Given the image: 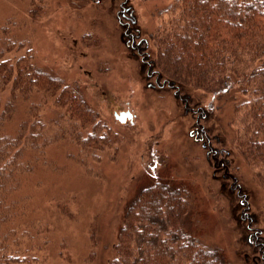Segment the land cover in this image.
<instances>
[{
	"label": "rangeland",
	"instance_id": "374dc122",
	"mask_svg": "<svg viewBox=\"0 0 264 264\" xmlns=\"http://www.w3.org/2000/svg\"><path fill=\"white\" fill-rule=\"evenodd\" d=\"M174 1L0 0V28L18 29L37 67L65 79L54 95L75 81L71 89L91 109L82 121L62 107L59 118L55 104L33 101L38 145L46 146L34 152L35 166L14 195L27 196L20 206L30 231L40 228L35 264H107L126 204L168 176L192 188L206 242L223 246L231 264H258L247 220L264 238V168L237 155L228 137L219 149L213 137L222 139L218 115L223 123L228 108L221 114L211 94L189 86L184 103L149 72L152 38L167 26L164 8ZM21 110L23 121L33 114ZM122 110L132 119H116ZM210 153L224 158L220 166Z\"/></svg>",
	"mask_w": 264,
	"mask_h": 264
},
{
	"label": "trees",
	"instance_id": "16d2710c",
	"mask_svg": "<svg viewBox=\"0 0 264 264\" xmlns=\"http://www.w3.org/2000/svg\"><path fill=\"white\" fill-rule=\"evenodd\" d=\"M164 10L170 18L152 38L149 72L184 103L189 86L211 94L221 114L228 108L223 123L218 115L222 139L213 137L219 149L229 138L237 155L264 168V0H175ZM17 31L0 28V264H35L40 228L30 231L33 221L20 206L27 196L14 195L22 174L35 166L34 152L46 146L38 145L40 104L33 101L43 98L47 109L55 104L57 116L66 107L82 121L91 109L77 88L71 89L78 87L75 81L54 95L65 79L38 68ZM22 108L33 112L26 121ZM200 136L213 140L202 131ZM211 154L220 166L224 158ZM194 202L192 188L175 176L141 186L124 207L107 264H231L225 248L206 242L196 229ZM251 219L250 238L261 252L258 264H264V238Z\"/></svg>",
	"mask_w": 264,
	"mask_h": 264
},
{
	"label": "water",
	"instance_id": "95a60500",
	"mask_svg": "<svg viewBox=\"0 0 264 264\" xmlns=\"http://www.w3.org/2000/svg\"><path fill=\"white\" fill-rule=\"evenodd\" d=\"M114 116L120 122H125L127 119L131 120L133 117V114L129 110H122L120 112L114 113Z\"/></svg>",
	"mask_w": 264,
	"mask_h": 264
},
{
	"label": "flooded vegetation",
	"instance_id": "af4514ba",
	"mask_svg": "<svg viewBox=\"0 0 264 264\" xmlns=\"http://www.w3.org/2000/svg\"><path fill=\"white\" fill-rule=\"evenodd\" d=\"M100 0H96V3H98Z\"/></svg>",
	"mask_w": 264,
	"mask_h": 264
}]
</instances>
